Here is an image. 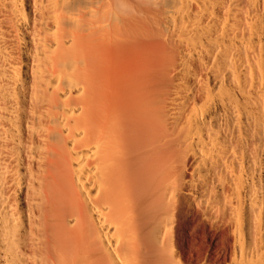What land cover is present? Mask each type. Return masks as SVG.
<instances>
[{"label": "bare ground", "instance_id": "1", "mask_svg": "<svg viewBox=\"0 0 264 264\" xmlns=\"http://www.w3.org/2000/svg\"><path fill=\"white\" fill-rule=\"evenodd\" d=\"M0 264H264V0H0Z\"/></svg>", "mask_w": 264, "mask_h": 264}]
</instances>
